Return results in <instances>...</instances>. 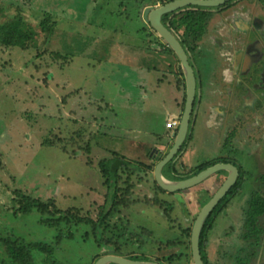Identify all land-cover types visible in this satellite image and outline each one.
Segmentation results:
<instances>
[{
  "label": "rangeland",
  "instance_id": "obj_1",
  "mask_svg": "<svg viewBox=\"0 0 264 264\" xmlns=\"http://www.w3.org/2000/svg\"><path fill=\"white\" fill-rule=\"evenodd\" d=\"M83 1L0 0V7L8 8L7 15L23 9L25 18L36 27L40 14L49 13L54 25L49 38L41 35L38 45L28 50L5 48L0 43V264H10L3 243L9 239L54 247L51 254L33 252L35 264H95L97 257L115 254L99 247L90 224L68 228L66 236L56 243L59 229L41 223L42 213L15 215L20 207L16 193L54 201L59 210L97 221L108 193L100 172L101 161L114 152L144 163V152L135 157L128 143L149 146L157 137L162 143L169 139L165 109L175 105V90L168 84L159 85L161 73L141 74L139 69L135 72L127 66L122 46L115 42L122 39L127 51L145 52L146 59L150 54L155 60L160 57L154 49L156 39L140 14V9L153 0H98L92 6ZM7 19L2 17L3 21ZM182 37L191 52L195 42ZM162 56L163 62L157 65L167 77L176 62L166 54ZM200 133L201 138L195 139L194 168L221 152L211 130ZM209 137L210 144H204ZM156 154L153 151L149 156ZM248 162L255 166L253 161ZM180 163L178 160L176 167ZM166 174L169 176V171ZM220 175L222 183L226 173ZM258 176L254 184L248 180L251 188L245 199H240L239 209L235 208L240 221L245 215L244 200H250L252 191L264 195V181ZM132 178L135 187L131 200L135 203L121 207L112 221L121 223L120 230L126 227V232L144 245L125 244L122 254L145 253L153 259H166V263L172 259L168 264H194L185 258L190 256V237L184 232L192 228L209 201L207 187L168 194L155 189L153 172L144 175L142 182L136 176ZM157 200L166 204L160 207ZM170 204L173 210L168 216ZM228 218L226 211L222 212L208 233L204 248L208 264H233L235 259L229 257L239 246L254 245L242 242L240 237L227 240ZM133 258L151 260L146 256Z\"/></svg>",
  "mask_w": 264,
  "mask_h": 264
},
{
  "label": "flooded vegetation",
  "instance_id": "obj_2",
  "mask_svg": "<svg viewBox=\"0 0 264 264\" xmlns=\"http://www.w3.org/2000/svg\"><path fill=\"white\" fill-rule=\"evenodd\" d=\"M205 16L202 23V35L193 39L195 45L191 52L182 43L196 79L190 130L185 143L189 137L190 142L191 139L199 137V132L211 130L215 138L213 141L219 144L221 152H218L220 155L216 156L217 158L196 166L193 169L196 173L189 178L219 164L236 167L238 174L235 183L205 221L206 224L209 219H212L206 232V241L216 219L226 211L229 217L227 240L234 241L232 239L240 237L242 242L254 244L251 248L246 245L239 246L236 254L229 257L231 260L235 259L233 264H264V213L252 216L249 212L252 200L255 197L264 200V195L256 189L252 191L250 200H244L246 206L243 209L245 211L243 221L235 216V208L239 209L240 199H245L247 191L251 188L249 182L256 183L257 180L254 179L256 175H259L257 177L259 181H264V0L231 1L219 8L207 10ZM174 18L170 20L174 21ZM163 24L174 33L181 31L184 36V28L175 31L170 26V22L163 20ZM169 50L172 51L170 48ZM172 53L174 55L173 51ZM172 53L167 54L170 56ZM176 59L182 69L181 61L177 56ZM183 77L184 114L187 103V81L184 73ZM180 123L177 126L178 130ZM211 141L212 138L209 137L203 142L210 144ZM249 160L253 161L255 166L250 164ZM205 164L209 167L199 171L200 166ZM246 165L250 170L246 169ZM218 174L221 179L222 176ZM230 174L226 173L222 183L218 181L219 178L215 179L213 182L215 191L207 192L210 195V201ZM219 206H221L220 212L214 214ZM193 226L189 236L192 262ZM204 248L201 249L200 246L202 261L208 264Z\"/></svg>",
  "mask_w": 264,
  "mask_h": 264
},
{
  "label": "trees",
  "instance_id": "obj_3",
  "mask_svg": "<svg viewBox=\"0 0 264 264\" xmlns=\"http://www.w3.org/2000/svg\"><path fill=\"white\" fill-rule=\"evenodd\" d=\"M172 1L174 0H163L161 2L166 4ZM7 9L8 8L6 6L0 7V43L3 47L28 50L38 45L37 41L41 35L45 34L46 38L51 36L54 25L51 23V15L49 13L40 14V20L38 24H36V27H34L32 22L27 20V18H25L23 15V9H17L12 15H7ZM207 10L209 9L200 7H193L190 9L186 8L184 10H180L179 12L165 16L164 21L166 19V21L170 22V26L175 31L177 29L184 28L185 38L190 40L197 39V37L202 35V23L205 20ZM4 16L8 17V19L3 21L2 17ZM170 18H174V21H172L173 19L170 20ZM189 140L190 137L187 139V142L177 157H179L182 152H184V148L187 146ZM177 157L167 165V169L170 171L175 180L186 179L196 173L193 169H188L185 166L180 165V170H184L186 172V178L180 177L181 174H179V170L176 167V162L178 159ZM205 166L206 164L200 166L199 171L204 170V168H206ZM99 167L101 175L105 178V183L108 187V193L104 206L100 207L101 212L98 215L97 221L91 220L88 217H80L77 213L59 210L56 207L54 201H42L41 199H34L31 196L25 195L23 193H16L18 197L17 202L19 203L20 207L16 210L15 215H29L32 211H38L42 213L41 215L43 217L41 219V223L48 226L49 228L59 229V235L56 239V243H59L61 239L66 236V232L71 227L90 224L94 227L95 240L98 242V245L101 248L104 246L114 251L115 254L122 255L129 260L153 261L161 264L171 263L170 261H172V259H170V261L168 260V263H166V259H153L145 253L135 254L131 252L127 254L133 255L132 257L127 256L126 253L122 254L125 244L141 243L142 246L144 244L137 238L133 239V234H128L126 232V227H124L123 230H120L121 223H113L112 221L113 217L120 213L121 207L129 208L135 203L131 200L133 193L132 191L135 187L132 177L136 176L137 181L142 182L144 175H147L148 172L152 173L153 166H147L143 163L129 161L124 156L113 152L110 158L101 161ZM154 184L156 186V190L166 193L157 185L155 180ZM156 204H158L160 207H163L166 203H162L157 200ZM220 209L221 206L216 209L214 214L216 212H220ZM166 210V214L169 216L171 210H173V204H170ZM249 212L252 216L264 213V200L259 197H255L251 202V209ZM45 215H49V217L45 218ZM211 221L212 219H209L205 224L200 240L201 249L204 248L206 242V232L211 225ZM70 232L71 231H69V233ZM184 233V235L188 236L189 238L190 229H187ZM71 235L72 233L69 234V237H71ZM136 240H138V242H136ZM3 243L5 244V251L9 257L8 259L10 264H35L33 252L39 250L42 253L51 254L54 251V247L52 245L42 242L27 244L20 239H9L3 240ZM189 246L190 245H188V247ZM164 250H162V252ZM135 256H146L151 260L133 258ZM99 258L97 257V260ZM185 258H190L189 254L185 255ZM203 260L206 261L205 257H203ZM186 264H188V261Z\"/></svg>",
  "mask_w": 264,
  "mask_h": 264
},
{
  "label": "water",
  "instance_id": "obj_4",
  "mask_svg": "<svg viewBox=\"0 0 264 264\" xmlns=\"http://www.w3.org/2000/svg\"><path fill=\"white\" fill-rule=\"evenodd\" d=\"M231 1H235V0H174L158 8H153V7L146 8L143 17L146 23H150L154 31L158 33V35L165 41L167 46L170 49H172V51L181 61L183 73L187 81V103H186L185 112L181 117L179 132L169 153L163 159H161L158 162L157 166L155 167L154 170L155 182L162 190H164L168 194H172L195 187L198 184L202 183L204 180H206L208 177H210L212 174L220 170H227L229 173H231L229 178L221 186V188L215 194L213 199L202 209L193 226L191 233V248H192V256H193L194 264H204L202 261V256L200 251V236H201L202 228L209 215L212 213V211L215 209L218 203L222 200V198L227 194V192L235 183L238 172L236 167L232 165L219 164L200 172L196 176H193L191 178L182 181H172L167 179L163 175L162 172L163 168L166 165H168L179 153L189 134L190 121L192 117L191 114H192L194 97H195L196 79H195L194 71L189 64L188 57L183 48L180 37L177 35L176 32L174 33L173 30L168 29L163 24L162 18L167 14L176 13L186 8L190 9L193 7H200L204 9L205 8L216 9ZM95 264H161V263L153 262V261L129 260L123 257L122 255L109 254L98 259Z\"/></svg>",
  "mask_w": 264,
  "mask_h": 264
},
{
  "label": "crops",
  "instance_id": "obj_5",
  "mask_svg": "<svg viewBox=\"0 0 264 264\" xmlns=\"http://www.w3.org/2000/svg\"><path fill=\"white\" fill-rule=\"evenodd\" d=\"M161 1H163V0H153L151 3H146L140 9L141 10L140 14H141L142 18L144 17V11H145L146 8H148V7L158 8V7H161V6L165 5ZM83 2L87 3L88 6L89 5L92 6L93 4L96 5L98 0H84ZM97 6H98V4H97ZM168 15L169 14H167L165 16H168ZM165 16H163L162 21L164 20ZM142 20L146 24V26L149 28L148 29L149 30V34L154 35L153 38L156 39V42H154V44H156V45H154L155 46L154 49H156V51H157L156 53L159 52V54H160V57L157 60H155V57L153 55L151 56V54L148 57V59H146L145 58L146 57V53L145 52L143 53L140 50H136V51H134V53H132L131 51H127L129 49H127V45L125 44L124 41H122V39H116L115 42H116V44H120L122 46L121 50H122L123 54L126 57L125 61L127 62V66H129L130 68L132 66V68L134 69L135 72H138V69H139L141 74H144V73L148 74L150 71H154V72L157 71V72L161 73V78L158 80L159 85L160 84L161 85L162 84H168L167 87H171L172 89L175 90V91L173 90L174 93H175V95L173 96V102H175V105L173 106V108L171 110L168 109V108L165 109V115L167 117V119H166V128L168 129L167 134H169V139H167L168 142L167 143H162L160 140H159V142H157L158 141L157 139L160 138V137L159 138L157 137L156 141H154L155 143L149 144V146H146V145H143V144H140V143L137 144V143H134V142L130 143V144L128 143V145H129L128 149H130L131 151L136 153V154H134L135 157H139V156H136V155L139 154L140 151H143L144 155H141V156H144L143 159L140 157L143 160V162H144L143 164H145L147 166H153V168L155 170V167L157 166L158 162L161 159H163L169 153V151L171 150V148H172V146H173V144L175 142V139H176V137L178 135V132H179L178 127L168 128V122H170L172 120L178 121V123L181 122V117H182V114H183V104H184V93L182 92L184 77H183V70L180 69V65L178 64V60L176 59L175 53L173 55L172 51L169 50V48H168L167 44L165 43V41L158 35L157 32L154 31V29L151 27L150 23H146L144 18ZM178 33H181V32L178 31ZM180 37H182V36H180ZM182 38L184 39V37H182ZM168 52L172 53L170 56H168V59L171 60V58H172L173 61L176 62V66H175V69H173L171 71V74H168V76L166 77L165 72L157 64H160V63L163 62L162 61V57H163L162 55H164V54L168 55L167 54ZM166 63H167V61H166ZM151 64H154V65L151 66ZM146 98H148V94L147 95L145 94L144 99H146ZM200 134L201 133L199 132L198 133L199 138H201ZM184 145L182 146V148L184 147ZM166 150H167V152H166ZM194 150H195V139L193 138V139H191L189 144H187V146L184 148V152H182L181 156H179L178 159H177V161L178 160L181 161V163H180L181 166L183 165V166H185L188 169H193L194 168L193 164H192ZM153 151L155 153H157V154L154 157H150L149 154H150V152H153ZM122 156H124V155H122ZM129 157H131V156H129ZM140 158H138V160H141ZM155 160L157 161V163H156V165H153L152 162L155 161ZM178 169H180V168H178ZM166 171H169L167 169V165L163 168V171H162L163 175H165V177L167 179H169V180L173 179L172 181H182V180H184V179L175 180V178L171 175L170 171H169V174H170L169 176L166 174ZM152 172H153V177H154V171H152ZM222 172L227 173L228 171L227 170H220V171L212 174L210 177H208L202 183L198 184L195 187L187 189V190H191L193 188L194 189L195 188H201V187H205L206 186L208 190H211L210 193H212L213 191H215V187L213 185V182L215 181L216 178H219V174L218 173L221 174ZM179 174L186 175V172L184 170H179ZM176 193H178V192H176ZM205 193L207 194V192H205ZM209 201H210V199H209ZM208 202H207V204H208Z\"/></svg>",
  "mask_w": 264,
  "mask_h": 264
},
{
  "label": "built area",
  "instance_id": "obj_6",
  "mask_svg": "<svg viewBox=\"0 0 264 264\" xmlns=\"http://www.w3.org/2000/svg\"><path fill=\"white\" fill-rule=\"evenodd\" d=\"M177 126H178V121L172 120V121L168 122V128H175Z\"/></svg>",
  "mask_w": 264,
  "mask_h": 264
}]
</instances>
